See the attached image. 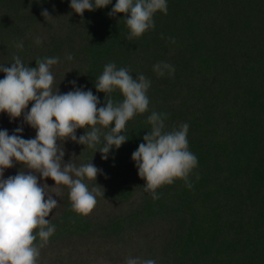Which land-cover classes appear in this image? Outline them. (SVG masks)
Segmentation results:
<instances>
[{"label": "trees", "instance_id": "obj_1", "mask_svg": "<svg viewBox=\"0 0 264 264\" xmlns=\"http://www.w3.org/2000/svg\"><path fill=\"white\" fill-rule=\"evenodd\" d=\"M0 1H3L1 3L3 12L0 16V64L9 67L10 63H13L8 53L11 44H15L21 38L24 29L33 24L39 25L52 21L47 18L45 20L41 15V12L46 9L50 17L61 18L59 20L61 31L52 34L50 42L45 44L46 48L35 59L39 57L38 60H42L58 56L59 61L63 59L67 63L79 61L77 64L78 72L75 75L85 91L91 90L93 95L98 97L100 101L98 107L104 106L105 94L97 92L94 84L102 74L106 64L114 63L117 69L127 68L133 78L145 74L152 79V75L154 77L157 74L153 71L154 63L169 64L171 62L170 56L175 59V55L170 53L169 43L176 40L179 35L188 33L187 36L182 37L181 42L183 40V43L176 52V57L179 60L177 64L174 63V75L169 77L166 73L164 76H157L155 80L158 86L156 90L162 93L160 97H164V95L172 92L175 86L189 79L187 73L193 71L200 73V63L193 66L194 60L198 58L201 62L207 55L216 52V47L219 46L218 43H215L216 36L219 34L218 31L211 30L213 32L211 36L214 38L211 42L205 40L207 30L204 35L195 33L192 14H194L193 10L196 11V7L191 5L192 0H167V14L159 11L155 13L153 16L155 27L146 31L141 37L133 39H128V29L123 19L126 18L124 14H116L115 17L108 15L116 0H112L111 4L102 9L91 12L85 11L82 16L72 11L69 7L70 0ZM263 2L264 0L257 1L252 6V13L245 14L246 20L243 19L241 22V34L235 49L224 48L222 53L218 52L217 54V59L223 66V73L228 71L230 77L236 80V85L233 84L236 86L235 102L238 114L242 117V126L251 124L248 120L255 118L256 111L264 113V89L256 93L252 99L243 98L241 92L237 93L243 76L248 78L247 75H255L259 82L264 81V39H261L262 43L255 41L254 31L256 29L250 22L252 16H259L263 12ZM187 9L188 11H186ZM181 13L184 14V18L180 15ZM203 40L204 43H201ZM136 45L138 46L136 49L142 53L141 57L137 56V58L134 54L139 52L136 49L132 51ZM69 54L73 56L72 60L66 58ZM144 66H148L147 72H145ZM0 73L3 74V72ZM71 80L70 77L69 82ZM190 86L191 84H188L187 88L189 89ZM106 97L111 98L115 103L121 102L123 99L119 90L106 94ZM159 112L161 113L162 110L160 109ZM227 116L234 117L230 113ZM192 119H194L193 122ZM192 119H188L185 115L174 114L166 119L165 130L178 128L185 123L189 125L187 133V138L188 136L191 137L188 143L189 150L196 155L198 164L208 171L207 176H204L205 171L200 175L199 184H204L208 180L207 178L210 179L207 181L209 183L218 182L223 178L220 186L229 192L233 189L235 179L245 178L243 181L244 201L241 200L242 204L244 203L242 206L245 208L241 213L242 217L238 223V230L231 232L230 235L223 234L221 236V233L219 234V230L220 232L222 230L219 212L206 234L195 231L194 223L191 225L182 224L178 238L180 246L184 245L187 248L189 260L183 261L179 258L178 262L180 260V264H264V134L251 138V129L243 131L244 133L240 131L236 141L230 144L222 142L224 147L221 154L225 152L224 149H230V153L220 157L214 152L217 146L215 129L221 123L222 117L219 119L214 116L206 119H202V117ZM11 125L12 122H9L8 128L14 127ZM242 126L240 129L243 130L244 127ZM150 128L147 120L146 123L137 127L134 125L129 139L132 141L128 142L131 154L128 151L117 152L112 149L106 159L111 168L110 189H107V194L104 196L108 200V204H112L113 201L124 203L139 192L141 193L136 208L138 212L132 213L129 217L131 224H139L148 216L151 219L158 217L174 218V214L182 212L181 208L166 206L164 200L156 199L158 201L155 202L151 194L144 191V180L138 185L127 182L130 175L125 170L128 167H134L129 161H132V152L140 144L137 138L140 136V141L143 140V136L150 131ZM2 130L7 129L3 128ZM245 133L247 134L243 136ZM127 160L129 165L126 163ZM16 166L15 173L17 174L23 165L16 164ZM112 170L116 171L113 179ZM219 172L225 174L220 177ZM123 178L127 179L126 183L122 181ZM112 185H114L113 191ZM168 187L169 185H164L158 188L156 192L167 190ZM64 196L65 200L69 202L68 193ZM96 200L99 202L103 199L97 198ZM108 215L111 216L108 218L109 222L104 230H112V233L122 232L124 217L116 218L117 213L112 217V211ZM179 219L183 218L179 217ZM226 224L228 227L231 226V223ZM168 233L171 235L173 231L168 229ZM228 236L230 237L228 238ZM226 250L232 252L227 253ZM183 252L180 253L181 257ZM223 253L226 259H222Z\"/></svg>", "mask_w": 264, "mask_h": 264}, {"label": "rangeland", "instance_id": "obj_2", "mask_svg": "<svg viewBox=\"0 0 264 264\" xmlns=\"http://www.w3.org/2000/svg\"><path fill=\"white\" fill-rule=\"evenodd\" d=\"M257 1L259 0H192L193 3L191 5L196 7V11L193 10L194 14H192L195 33L204 35L207 30L205 40L211 42L214 40L211 36L213 34L211 30L218 31L219 34L216 36L215 43H218L219 48L216 47V52L207 55L201 62L196 58L193 66H197L200 63V73H196V71L192 73L186 72L189 79L175 86L173 91L164 95V97H160L162 93L156 90L158 86L155 80L158 75L156 74L154 77L152 75L151 79L149 76L143 74L151 81V86L147 92L149 98L148 111L143 114H137L127 122L122 134L126 135L128 139L118 149L114 148V151L122 152L124 150L131 154L128 142L132 141L129 139L133 126L137 127L146 123V117L151 115V112L160 113V109L162 110L161 113L167 114L166 119H169L174 114L178 116L179 114L185 115L190 120L196 117H202V119L211 116L217 119L222 117L221 123L215 129L217 146L214 152L220 157H223V154L230 153V149H224L225 152L221 154L224 147L222 142L230 144L236 141L240 131L243 132L251 129V138L264 134V113L256 111L255 118L248 120L251 124L242 126V117L238 114L235 102L236 80L230 77L228 71H224L223 73V66L219 62V59H217L218 52L222 53L224 48L235 49L238 37L241 34V22L243 19L246 20L245 14L252 13V6ZM1 3L3 1H0V16L3 12ZM262 11L259 16H252L250 20L256 29L254 36L257 43H262L261 39H264V2ZM180 15L184 18L183 13ZM51 20L39 25H30L24 29L21 38L15 44H11L8 56L11 57L12 62H14L13 57L18 56L25 65L29 67L36 66V60L39 57L35 58L46 48V42H50V37H52L53 33L56 34L61 31V22L59 21L61 18H54L53 16ZM187 35L188 33L179 35L174 40V43H169L170 53L171 55H175V59L173 56H170V65L174 66V63H178L179 59L176 57V52L178 47L183 43V40L181 42L182 37ZM37 38H40V44L35 42ZM21 42L23 43L22 49L17 47ZM201 43H204V40ZM137 47V45L134 46L132 51ZM136 51L139 53L134 54V56L136 58L137 56L141 57L142 53L137 49ZM77 64H79L77 60L67 63L61 59L57 64L51 66L50 71L54 76L53 91L58 88L60 94H65L73 90L74 86L69 83L70 77L71 81L76 82V88L77 84L78 88L82 86L75 75L78 72ZM144 67L145 72H147L148 66ZM247 76L248 78L242 77V83L237 93L241 92L243 98L252 99L256 93L264 89V81L259 82L255 75ZM3 78L4 73H0V79ZM188 84H191L189 89L187 88ZM30 108L31 103L25 111L30 110ZM228 113L232 116L234 115V117H228ZM193 121L194 119H192ZM9 122H12L11 126H14L13 128H8ZM18 126L23 128V131L20 133L22 138H35L36 130L23 122V116L11 120L6 113L0 112V130L6 128L8 134L12 135ZM241 126L244 127L243 130L242 128L240 129ZM90 130L87 127L85 129H77V138ZM187 139L189 143L191 137L188 136ZM137 141L139 143L143 142V140L140 141V136L137 138ZM63 148L65 152L63 157L64 162L70 160L77 167L90 162L100 170L96 180L86 179L84 182L88 185L90 191L96 190V199L102 198L103 200L97 202L87 216H80L70 210V202L64 198V195L69 192L66 186H58L59 191L56 188H46L45 191L49 195H53V198L58 202V205L46 218L50 220L51 224L55 225L56 230L49 238L47 245L40 249L38 264H126L128 258L152 259L156 261V264H180V260L178 262L179 258L183 261L189 260L187 248L184 245L180 246L178 238L179 229L182 224L191 225L194 223L195 231L206 234L209 232L216 214L219 212L221 215L220 227L222 226L221 232L219 230L221 236L223 234L230 235L231 232L238 230V223L240 222V217H242L241 213L245 208V206H242L244 204H242V201H244L245 192L243 188L245 178L243 177L234 180L233 189L229 192L220 186L223 178L218 182L212 181V183L207 182L210 180L207 178L208 180L204 184H199L198 178H200V175L205 171L204 176H207L208 171L203 169L200 164H197V167L193 169L189 176V182L192 185L190 188L186 186L183 180L177 179L169 185L167 190L165 189L157 193L159 200H164L166 206L181 208L182 212L174 214V218L169 217L164 219L158 217L151 219L148 216L146 220L141 221L139 224H131L129 217L132 213L138 212L136 208L140 201L141 193L139 192V194L124 203L113 201L112 204H108V200L104 196L107 194V189H110L111 168L106 159H101V153L98 150L96 151V149L89 148L87 145L77 144L70 140L63 143ZM126 163L127 165L131 163L134 167H128L125 170L127 173L129 172V181L126 178H123L122 181H125V183L127 181L132 183V185L133 183H137L136 185H138L143 179L139 178L138 169L134 161H129L128 163L127 160ZM16 167V164H14L12 168L6 169L3 178L15 176ZM113 170L112 179L116 175V171ZM20 171H23L25 174H29L30 172L24 165L21 166ZM219 173L220 177L225 174L224 172ZM38 183L47 184L49 187L54 186V182L51 179L41 181L38 177ZM113 189L114 185H112V191ZM157 201L155 200V202ZM110 211H112V217L115 213H117L116 218L124 217L125 222L122 224V232L112 233V230H104V227L108 225V218L111 216L108 215ZM179 217L183 219H179ZM226 223H231V226L228 227ZM168 229L173 231L171 235H169ZM38 241L39 238H37ZM181 251H184L182 257L180 256ZM226 251L227 253L232 252ZM224 253L222 259H226Z\"/></svg>", "mask_w": 264, "mask_h": 264}, {"label": "clouds", "instance_id": "obj_3", "mask_svg": "<svg viewBox=\"0 0 264 264\" xmlns=\"http://www.w3.org/2000/svg\"><path fill=\"white\" fill-rule=\"evenodd\" d=\"M111 2L70 0L69 7L82 16L85 11L102 9ZM158 11L167 14V0H116L108 15L124 14L128 39H133L155 27L153 16ZM41 15L45 20L51 19L46 9ZM35 42L40 44V38ZM17 47L22 49L23 43ZM66 58L72 60L73 56L69 54ZM13 60L9 67L0 64V72L4 73L0 79V112L11 120L23 116V122L35 129L36 134L35 138L24 139L20 126L12 135L0 130V264H38L40 249L56 230L46 218L58 202L45 189L59 191L58 186H66L70 210L80 216H87L97 203L96 190L90 191L84 181L96 180L100 170L90 162L79 167L70 160L64 162L63 143L70 140L87 145L98 150L102 160L107 159L110 150L127 141L128 137L122 134L127 122L148 111L151 81L143 74L134 79L127 68L106 64L94 84L97 92L105 94L104 106L98 107V97L83 86L76 88L75 81L69 82L74 87L65 94H60L58 88L53 91L54 76L50 68L59 62L58 57L37 60L35 67L25 65L18 56ZM153 71L158 76L167 73L171 77L175 68L157 63ZM116 90L123 97L118 103L106 97ZM30 103V110L25 111ZM166 118L167 114L157 112L147 117L150 131L131 155L139 178L145 181L144 191L153 200L159 199L158 188L177 179L190 188L189 176L198 164L196 155L189 150V125L185 123L166 131ZM86 127L91 130L77 138L76 130ZM14 164L24 165L29 174L19 171L4 179L5 170ZM38 177L41 181L51 179L54 186L38 183ZM126 264H156V261L128 258Z\"/></svg>", "mask_w": 264, "mask_h": 264}]
</instances>
